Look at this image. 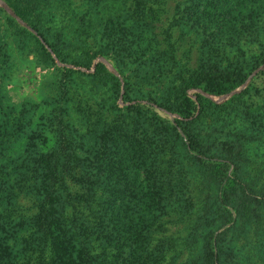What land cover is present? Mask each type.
Returning a JSON list of instances; mask_svg holds the SVG:
<instances>
[{
	"label": "trees",
	"instance_id": "trees-1",
	"mask_svg": "<svg viewBox=\"0 0 264 264\" xmlns=\"http://www.w3.org/2000/svg\"><path fill=\"white\" fill-rule=\"evenodd\" d=\"M0 1L20 21L0 7V32L6 23L30 38L60 77L57 104L41 121L8 124L14 116L0 103V264L252 263L256 242L238 245L235 236L264 237V201L245 186L239 142H215L201 123L250 93L264 97V0H184L179 22L199 36L202 56L162 82L149 0H133V11L128 0H80L78 20L71 0ZM52 15L67 24L52 30ZM142 26L151 37L136 49L133 28ZM250 35L244 62H210L213 50ZM75 75L91 83L89 98L62 90L61 79ZM236 89L224 103L209 99ZM167 216L183 221L184 236L167 235ZM180 239L187 254L176 263L180 253L170 252Z\"/></svg>",
	"mask_w": 264,
	"mask_h": 264
},
{
	"label": "rangeland",
	"instance_id": "rangeland-1",
	"mask_svg": "<svg viewBox=\"0 0 264 264\" xmlns=\"http://www.w3.org/2000/svg\"><path fill=\"white\" fill-rule=\"evenodd\" d=\"M71 1L74 4L73 9L77 12L75 18L78 20L82 16V11L85 7L79 3L80 0ZM128 1V5L132 7L131 10L133 11L135 9L133 0ZM149 1L152 7L145 0H142V4L145 2L148 6V21L150 25L152 24L154 46L164 52V57L160 62V69L154 74V78L160 82L165 81L170 76L179 78L187 74L188 71L193 70L201 59L200 38L193 33H188L179 22L180 14H178L177 6L182 5L184 0ZM0 7L8 8L2 1H0ZM155 14L156 20L153 18ZM52 16L48 22L52 30H60L62 26L67 24L65 22L63 25H60L53 22L52 20L55 18V15ZM2 17L6 21V16L3 15ZM11 17L14 18L13 16ZM21 25L35 34V31L30 29L25 23ZM4 27V31L0 32V103L4 110L12 112V116H14L8 124H17V120L26 124L29 116L33 117V121L34 119H40L39 121H41L44 114L52 112L51 106L48 104L52 106L57 104V101L53 99L54 96L57 98V94L53 90L58 86L55 83L60 78L59 74L52 64L44 65L41 63L35 52L34 41L19 35L12 25L5 23ZM75 27H77V23ZM133 32L136 36H141L142 40L144 39V41L141 39L137 40V46H133L136 49L139 48V45L144 47V43L147 41L146 38L151 37L150 26H142L138 29L134 27ZM256 35L258 37V34ZM249 38L248 41H242L238 44L231 43L229 47L224 46L223 49L213 50L211 52L212 58L209 59L210 62L213 64L220 63L222 66H235L244 62V57L247 56L248 42H251L252 38L256 37L250 35ZM88 44L95 47L97 41L89 39ZM166 50H169V52ZM147 55L148 53L144 57H147ZM110 58H113V55H110ZM133 59H130L128 62ZM101 60L106 64L109 71L118 77L120 76L113 67V60ZM236 61L238 64H236ZM55 62L57 65L62 66L61 63ZM66 67L84 71L85 73L92 71L91 69L85 70L71 65H67ZM131 68L133 66H129V69ZM130 74V70L126 71L124 69L123 77ZM251 78L252 75L247 79V83ZM61 80L63 82V91L69 89L75 95L80 92L85 95L84 97H90L88 95L92 93V86L87 78L75 75L72 79L62 78ZM245 86H241V88ZM236 91L237 89L232 91L227 97L218 98L209 96V99L212 102L221 104L233 96ZM261 97L263 95L260 92L250 93V95L244 97V104L238 106V109H232L231 107L218 109L215 114L207 115L205 121L201 124L210 125L205 127L204 131L209 133L215 142L220 140H237L239 142V145L243 147V169L241 176L245 182V186L251 188V192L259 195L258 199L260 201H264V191H262L264 188V97ZM118 103L122 104L121 99H118ZM3 123H5L4 119ZM162 220L164 221L167 235L184 236V224H182V220L179 222L172 216L163 217ZM262 236L260 233L257 238H248L247 240L243 239L244 236L239 238L235 236L238 245H241L240 241H242L243 244L248 245L250 248L251 244L256 242L258 250L252 253V263L245 262L246 264H264V237ZM259 241H261V244L257 243ZM179 242H181V239L170 252L171 255L176 252L180 253V257L176 259V263L182 261L187 254V249L180 245ZM167 257L169 258L170 256ZM242 262H244V259H242Z\"/></svg>",
	"mask_w": 264,
	"mask_h": 264
},
{
	"label": "water",
	"instance_id": "water-1",
	"mask_svg": "<svg viewBox=\"0 0 264 264\" xmlns=\"http://www.w3.org/2000/svg\"><path fill=\"white\" fill-rule=\"evenodd\" d=\"M4 9L11 15V16H13L18 22H20L19 21V19H17L16 18V16L14 15V13L12 12V11H10L8 8H6V7H4Z\"/></svg>",
	"mask_w": 264,
	"mask_h": 264
}]
</instances>
